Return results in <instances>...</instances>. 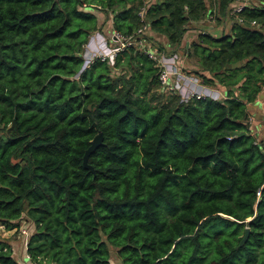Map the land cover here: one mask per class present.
<instances>
[{"label": "trees", "instance_id": "obj_1", "mask_svg": "<svg viewBox=\"0 0 264 264\" xmlns=\"http://www.w3.org/2000/svg\"><path fill=\"white\" fill-rule=\"evenodd\" d=\"M212 1L0 0V223L31 222L30 264H264V145L246 121L264 89V0L240 20ZM212 13L227 32L184 46ZM104 22L124 44L82 67ZM142 22L145 45L195 58L223 96L161 89ZM0 264H20L3 239Z\"/></svg>", "mask_w": 264, "mask_h": 264}, {"label": "built area", "instance_id": "obj_2", "mask_svg": "<svg viewBox=\"0 0 264 264\" xmlns=\"http://www.w3.org/2000/svg\"><path fill=\"white\" fill-rule=\"evenodd\" d=\"M248 2V0H231L227 9L228 14L240 20V18L237 16V12L241 7L247 5ZM142 12L143 7H141V9L138 11L140 18H142ZM250 23L253 24L254 22L251 21ZM110 31L113 42L110 45H107L106 41L101 38L95 40L94 48L88 50L87 58H83L82 67L86 66L88 62L94 57L112 63L114 53L120 49L124 43L116 32L112 30ZM146 32L147 25L146 23L142 22L135 30V35L137 36L136 42L139 43L141 47H143V50L147 56L152 58L159 67L157 78L161 89L177 93L179 98L182 100H185L190 96L220 98L221 94L217 88L212 85L204 84L196 74L185 72L182 69L180 61L177 59V53H158L155 48L145 45L142 39V34ZM130 41L131 39L128 37L125 44H129ZM102 45H104V48H102ZM256 195H258V192H256ZM19 231L25 244V240L29 232L25 228L20 229Z\"/></svg>", "mask_w": 264, "mask_h": 264}, {"label": "crops", "instance_id": "obj_3", "mask_svg": "<svg viewBox=\"0 0 264 264\" xmlns=\"http://www.w3.org/2000/svg\"><path fill=\"white\" fill-rule=\"evenodd\" d=\"M207 22H208L207 19L204 18L203 22H199L197 23V25L198 27H200V29L207 30L213 35H218L221 32H227L230 24V19L226 17L224 21H222L221 25L218 26L207 24ZM197 29L195 28L188 29L186 35L188 34L189 38L183 41L184 46H187L188 40H190L195 36L196 32L198 31ZM155 37H157L163 44H165V39L162 36L156 35ZM179 58L182 69L188 73L190 72L193 73L191 70L196 68L195 58L190 56L189 57L184 56L182 52L179 53ZM203 73L207 74L205 71H203ZM212 86H214L220 91L221 94L220 97H222L223 96L222 87L217 85H212ZM246 111H247L246 121L249 124L250 133L253 136H255V139L257 141L261 142V144L264 145V89L258 95L256 100L246 105ZM0 239L5 240L10 245L12 256L20 264H30L28 259L26 258L25 244L23 242V237L21 236V234H19L18 238L11 241L8 240L6 237Z\"/></svg>", "mask_w": 264, "mask_h": 264}, {"label": "rangeland", "instance_id": "obj_4", "mask_svg": "<svg viewBox=\"0 0 264 264\" xmlns=\"http://www.w3.org/2000/svg\"><path fill=\"white\" fill-rule=\"evenodd\" d=\"M248 1H251V0H248ZM207 2H208V8L214 9L213 1L212 0H207ZM210 16H211V18L210 17H208V19L206 18L207 21H208L207 24H212V25H216V26L221 25V23L220 24H216L215 20H213V18H212L213 17V13ZM100 21H101V17H98V23H100ZM222 21H224V20H222ZM199 22H203V21L201 20ZM199 22L194 23L195 24L194 28L195 29L198 28L197 30H200V27H198V25H197V23H199ZM191 29H193V27ZM201 30H203V29H201ZM111 36H112L111 35V31L108 30V24H106L104 22V25H103V28H102L101 31H94L88 37V40L85 43L84 48H83V52H82L83 58H85V57L87 58L88 50L94 48L95 40H98V39L101 38V39L106 41L107 45H110L113 42ZM188 38H189V36L187 34L186 36L183 37L182 41H184V40H186ZM107 40H108V42H107ZM102 48H104V45H102ZM179 53H177L176 55H177V59L180 61ZM18 221H19L20 229H24L25 228L26 230H28V232H30L32 230L33 226L31 224V222L24 220L23 215H21V217L19 218ZM19 234H20L19 230L6 229L3 226V224L0 223V238L6 237L8 240L11 241V240H14V239L18 238ZM109 249H110L111 255L113 256V249L111 247H109Z\"/></svg>", "mask_w": 264, "mask_h": 264}, {"label": "water", "instance_id": "obj_5", "mask_svg": "<svg viewBox=\"0 0 264 264\" xmlns=\"http://www.w3.org/2000/svg\"><path fill=\"white\" fill-rule=\"evenodd\" d=\"M240 64L239 61L233 62V63H229L226 65V67H234V66H238ZM101 142V133L97 132L90 140L89 145L87 146V148L84 150L83 156H82V164L85 167H89L86 163V158L87 155L97 146L99 145V143ZM246 231V230H245ZM245 235L241 238V240L239 241V244L242 243L245 239Z\"/></svg>", "mask_w": 264, "mask_h": 264}]
</instances>
